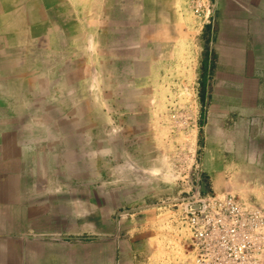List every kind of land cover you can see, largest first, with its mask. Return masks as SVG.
I'll use <instances>...</instances> for the list:
<instances>
[{
	"label": "rangeland",
	"instance_id": "obj_1",
	"mask_svg": "<svg viewBox=\"0 0 264 264\" xmlns=\"http://www.w3.org/2000/svg\"><path fill=\"white\" fill-rule=\"evenodd\" d=\"M210 9L211 0H0V48L12 45L30 111L70 117L61 126L91 165L78 174L124 193L137 264H195L183 215L198 187L264 209L249 188L260 169L229 167L214 148L203 90Z\"/></svg>",
	"mask_w": 264,
	"mask_h": 264
},
{
	"label": "crops",
	"instance_id": "obj_2",
	"mask_svg": "<svg viewBox=\"0 0 264 264\" xmlns=\"http://www.w3.org/2000/svg\"><path fill=\"white\" fill-rule=\"evenodd\" d=\"M209 12L203 90L214 148L229 153V167L260 169L249 188L264 205V0H211ZM13 53L0 48V264H137L124 193L78 174L91 165L61 126L70 117L30 111Z\"/></svg>",
	"mask_w": 264,
	"mask_h": 264
},
{
	"label": "built area",
	"instance_id": "obj_3",
	"mask_svg": "<svg viewBox=\"0 0 264 264\" xmlns=\"http://www.w3.org/2000/svg\"><path fill=\"white\" fill-rule=\"evenodd\" d=\"M199 204L198 209L191 206ZM183 220L195 264H264V209L196 188Z\"/></svg>",
	"mask_w": 264,
	"mask_h": 264
},
{
	"label": "water",
	"instance_id": "obj_4",
	"mask_svg": "<svg viewBox=\"0 0 264 264\" xmlns=\"http://www.w3.org/2000/svg\"><path fill=\"white\" fill-rule=\"evenodd\" d=\"M199 207H200L199 204H195V205H192V206H191L192 209H198Z\"/></svg>",
	"mask_w": 264,
	"mask_h": 264
},
{
	"label": "bare ground",
	"instance_id": "obj_5",
	"mask_svg": "<svg viewBox=\"0 0 264 264\" xmlns=\"http://www.w3.org/2000/svg\"><path fill=\"white\" fill-rule=\"evenodd\" d=\"M16 50V49H15Z\"/></svg>",
	"mask_w": 264,
	"mask_h": 264
}]
</instances>
